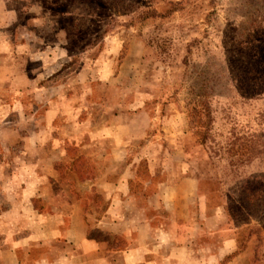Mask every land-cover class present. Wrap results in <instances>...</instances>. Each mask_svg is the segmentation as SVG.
Segmentation results:
<instances>
[{
  "label": "rangeland",
  "instance_id": "1",
  "mask_svg": "<svg viewBox=\"0 0 264 264\" xmlns=\"http://www.w3.org/2000/svg\"><path fill=\"white\" fill-rule=\"evenodd\" d=\"M202 92L203 143L188 124ZM248 136L264 138V0H0V252L81 213L96 264L103 212L159 213L147 203L189 176L234 240L220 263L264 264V158Z\"/></svg>",
  "mask_w": 264,
  "mask_h": 264
},
{
  "label": "crops",
  "instance_id": "2",
  "mask_svg": "<svg viewBox=\"0 0 264 264\" xmlns=\"http://www.w3.org/2000/svg\"><path fill=\"white\" fill-rule=\"evenodd\" d=\"M168 184L169 191H172L169 197L151 199L147 203L162 209L159 213L134 210L120 214L112 211L111 206L101 214L100 232L107 237V242L100 243L96 264H221V260L232 252L234 240L231 236H219L217 229L212 227L216 222L215 214L207 213L204 198L197 195V181L188 176ZM111 204L115 207L114 202ZM134 205L135 199L133 208ZM79 217L74 228L69 222L58 228L54 218L51 223H35L29 231L17 230L12 244L2 243L0 264H75L76 260L89 264L92 255L88 248L90 241L81 213ZM122 220L124 222L120 224ZM156 221L162 223L157 225ZM211 234L215 235L213 245L207 241ZM44 237H47L48 249H36L38 245L35 243L38 240L42 243ZM200 237H203L201 244ZM58 238L64 239V243L61 240L64 245H58ZM119 239L121 242L117 245ZM28 241H33V247H28ZM30 249L44 254L37 261V258L31 260ZM73 250L79 251H76V260H73Z\"/></svg>",
  "mask_w": 264,
  "mask_h": 264
},
{
  "label": "trees",
  "instance_id": "3",
  "mask_svg": "<svg viewBox=\"0 0 264 264\" xmlns=\"http://www.w3.org/2000/svg\"><path fill=\"white\" fill-rule=\"evenodd\" d=\"M256 63L257 65H259L258 61ZM253 69L255 70V68ZM257 72L258 71H253L251 76L258 75L259 73ZM255 82L260 86V83H258V81ZM259 92H261L260 87H257L255 93ZM197 115L201 118V121L195 124L193 119L196 118ZM188 124L190 126V130H192L194 135L198 136L200 138V142L203 143L204 140L208 137L212 126L211 109L207 93L202 92L197 96L196 101L194 102L192 108L189 111ZM248 139L253 140L251 142L246 141V145L248 146L247 151L249 154V158L253 155L264 158V138L257 139L256 137L254 138L250 136ZM233 144L231 143L232 149ZM256 181H258V179L250 180L243 184V193L248 201L258 199V196L261 195V189H258V187L255 186ZM260 228L264 231V223L261 225Z\"/></svg>",
  "mask_w": 264,
  "mask_h": 264
}]
</instances>
